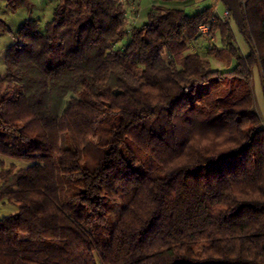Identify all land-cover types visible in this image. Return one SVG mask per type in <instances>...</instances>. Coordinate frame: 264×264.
Listing matches in <instances>:
<instances>
[{
	"label": "trees",
	"instance_id": "16d2710c",
	"mask_svg": "<svg viewBox=\"0 0 264 264\" xmlns=\"http://www.w3.org/2000/svg\"><path fill=\"white\" fill-rule=\"evenodd\" d=\"M124 1L58 0L4 51L0 154L28 163L0 157V264H264V0Z\"/></svg>",
	"mask_w": 264,
	"mask_h": 264
},
{
	"label": "rangeland",
	"instance_id": "374dc122",
	"mask_svg": "<svg viewBox=\"0 0 264 264\" xmlns=\"http://www.w3.org/2000/svg\"><path fill=\"white\" fill-rule=\"evenodd\" d=\"M58 0H28L27 4L23 7L18 8L15 11H11L9 7L7 6V3L5 0H0V17L6 21L7 25L10 26V28L13 30V32H5L0 31V72H3L5 70V63H4V51H6L7 47L12 44L15 38L14 33L18 30L20 27V24H22L26 19L30 17H35L41 20V24H44L48 21H50L53 17V12L57 5ZM125 6L127 11V17L130 23L137 25V24H143L147 20V7L148 1L147 0H125ZM220 6V12L224 13V9L226 8L224 3L222 1L218 2ZM145 7L143 11L140 10V8ZM141 11V12H140ZM193 13V12H191ZM238 43H240L242 50L246 53L248 51V47L245 42H243V38L238 33ZM127 39L124 38L122 41H120L116 48H121L124 46V43H126ZM213 42H217V39L213 40L212 37H209V40L206 37H200L198 39V42L190 41V46L196 47V49H199L202 54H207L208 46H213ZM197 44V45H196ZM198 46V47H197ZM193 47L192 49H195ZM209 57V56H208ZM212 60V64L214 67L218 68H224L225 65L223 62L217 60L216 58L210 56ZM253 82V95L255 99V108L259 115L262 117V121H264V76L259 68L254 69V75L253 79L251 80ZM1 158H4L7 162V165L9 164H15L19 167L27 165L28 162L24 160H18L11 157H3L0 154ZM19 209V206L15 203H10L8 201L6 202H0V218L10 215L12 213H15ZM116 212V211H115ZM114 216V215H113Z\"/></svg>",
	"mask_w": 264,
	"mask_h": 264
},
{
	"label": "crops",
	"instance_id": "0c3cea01",
	"mask_svg": "<svg viewBox=\"0 0 264 264\" xmlns=\"http://www.w3.org/2000/svg\"><path fill=\"white\" fill-rule=\"evenodd\" d=\"M6 1V0H5ZM148 1V5H146L145 7H147V10L149 11L150 9V5L152 4H159V2L154 1V0H147ZM176 2V5L178 6H182V8H184L186 11L188 12H193V13H197L198 11H201L209 6H215L217 13L219 15H221V17L225 14L221 13L220 10V6L219 4H217L218 2H220V0H179V1H174ZM178 3V4H177ZM145 7L140 8L141 11L144 10ZM226 10V8L224 9V11ZM140 11V12H141ZM147 11V12H148Z\"/></svg>",
	"mask_w": 264,
	"mask_h": 264
},
{
	"label": "built area",
	"instance_id": "2783aa9c",
	"mask_svg": "<svg viewBox=\"0 0 264 264\" xmlns=\"http://www.w3.org/2000/svg\"><path fill=\"white\" fill-rule=\"evenodd\" d=\"M228 11H225L224 15H227ZM214 20V19H212ZM207 30H209V24L208 23H204L200 26V31L206 32Z\"/></svg>",
	"mask_w": 264,
	"mask_h": 264
}]
</instances>
